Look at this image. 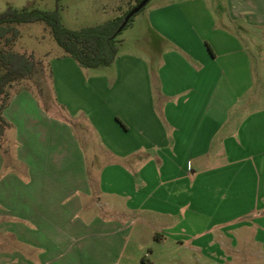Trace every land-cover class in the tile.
Wrapping results in <instances>:
<instances>
[{
  "label": "crops",
  "instance_id": "crops-1",
  "mask_svg": "<svg viewBox=\"0 0 264 264\" xmlns=\"http://www.w3.org/2000/svg\"><path fill=\"white\" fill-rule=\"evenodd\" d=\"M211 3L160 2L147 16L150 31L142 48L146 53L148 47L145 66H137L134 58L117 56L113 64L120 71L118 78L101 77L94 82L92 101L80 103L76 110L81 113L92 108L87 116L95 118L98 130L106 134L108 130L123 131L132 140L126 142L125 151L112 147L113 161L99 165L91 180L84 152L73 133L70 138H61L62 160L76 165V171L75 166L32 171V205H23L28 211L18 212L30 218L29 244L33 249L49 243L55 205L62 225L65 211L72 210L75 218L86 205L100 206L101 199L105 212L115 220L121 219L117 217L121 213L138 211L173 219L184 212L195 219L202 204L210 225L200 230L194 225L192 241L224 228L220 235L226 236L220 244L224 247L222 262L233 264L235 253L240 252L264 258V107L244 109L251 96L264 94V0H226L220 10ZM140 69L145 72L144 86L133 80ZM128 75L132 80L116 88ZM76 91L79 96V89ZM43 117L47 119L46 124L41 121L44 136L62 126L47 115ZM65 171L74 174L73 181L56 179L55 175L61 180ZM10 224L0 215L1 235L13 234L21 240ZM86 227L78 222L76 228ZM245 228L256 229L257 240L250 244L261 248L235 250L244 243L239 240L247 237L241 233L237 239L233 233ZM58 235L68 236L62 227ZM44 237L41 242L39 238ZM228 240L234 241L231 246ZM5 255L0 253V261ZM12 255L18 257L8 263L25 261L21 248Z\"/></svg>",
  "mask_w": 264,
  "mask_h": 264
},
{
  "label": "rangeland",
  "instance_id": "rangeland-1",
  "mask_svg": "<svg viewBox=\"0 0 264 264\" xmlns=\"http://www.w3.org/2000/svg\"><path fill=\"white\" fill-rule=\"evenodd\" d=\"M165 1L168 0H150L122 31L117 38L118 58H134L137 66L140 68L143 64L145 66L148 47L145 53L143 49L146 43L143 38L150 31L147 16L152 8ZM225 1L212 0L211 4L216 10H220ZM134 4L136 0L133 2L131 0H60V2L0 0V13L9 6L18 10L26 8L58 10L65 28L80 30L121 17ZM216 20L218 23L222 22L221 18ZM17 28L20 37L13 49L17 52L33 54L35 59L42 63L43 73L39 76L37 86L38 76L14 85L12 98L7 106L8 111L6 113L4 111L3 114L12 126L5 132L4 138L0 139V215L11 223V227L13 225L14 232L21 235L22 239L14 238L13 234L3 236L0 233V253L6 254L2 259L7 258V261L2 260L0 264H13L8 261L10 258L13 260V257H18L12 254L19 248L22 250L21 256L25 259L23 261L21 258L20 264H229L221 261V249L224 247H220V244L226 236L221 238L220 235L225 233L224 228L212 236L191 240L194 225H197L199 230L208 223L210 225L209 218L202 213L204 208L202 204H199L200 215L195 219L188 218L184 212L173 219L148 211H138L121 213L117 216L121 219L115 220L110 213L105 212L104 200L99 199L100 206H93L92 203L86 205L75 218L74 215L72 216V210L71 213L65 211L61 216L64 222L62 225L59 223V207L55 205L51 213L53 225L47 234L50 238L49 243L45 248L31 247L30 218L25 219L18 212L28 211V207L22 208L23 205L29 207L32 205L31 194L35 187V184H31L32 171L45 168L66 169L74 166L76 171V165H67L62 160L64 152L63 146H59L61 138H70L73 133L77 145L84 152L87 177H92V180L96 177L94 174L99 165L113 161L110 149L121 147L125 151L126 142L132 140V136H127L122 133L123 131L108 130L107 134L103 133L95 127V118H90L92 108H85L87 110L84 109L81 113L76 110L80 103L92 101L94 82L99 81L101 77L111 78V81L118 78L117 73L120 71L116 64L93 69L81 67L57 44L51 29L45 23L22 24ZM135 49L139 51L132 55ZM157 69L158 62L155 61L153 65L155 88ZM144 74L142 69L134 73V82L144 86ZM127 79L132 80L128 75V78L119 81L116 88H122ZM77 89L79 96L76 93ZM251 97L253 99L244 109L248 111L264 107V94L257 96L258 98ZM87 113L91 114L87 116ZM43 115L53 118L62 126H55L53 132L44 136L41 121L46 124L47 119ZM68 130L71 132L69 133ZM55 177L59 182L74 180V174H70L69 171L63 172L61 180H59L61 176L55 175ZM12 194L14 195L11 196ZM76 197L73 195V199ZM19 201L21 202L18 203ZM15 202L17 207L13 206ZM78 222L79 224L84 222L88 227L77 229ZM130 223L132 224L129 225ZM61 227L67 233V237H59L58 231ZM241 233L247 238L244 241L239 240L240 243H244L239 247L235 246V250L240 251L244 247L246 249L255 247L258 250L262 247L250 244L257 240L255 228H245L244 231L237 229L233 235L238 239ZM39 239L42 242V239L45 241L46 238ZM237 241L235 240V243ZM227 242L231 246L234 241ZM43 252L45 255H38ZM233 261V264H264V258L250 254L243 255L241 252L235 253Z\"/></svg>",
  "mask_w": 264,
  "mask_h": 264
},
{
  "label": "trees",
  "instance_id": "trees-1",
  "mask_svg": "<svg viewBox=\"0 0 264 264\" xmlns=\"http://www.w3.org/2000/svg\"><path fill=\"white\" fill-rule=\"evenodd\" d=\"M57 1L60 2V0ZM141 1L136 0V4L121 17L80 30L65 28L58 10L44 11L27 8L18 10L9 6L0 13V139L4 138L5 132L12 126L3 114L12 98L14 85L38 76L37 86L39 76L43 73L42 63L37 61L33 54L21 53L13 49L20 37L17 26L43 22L51 29L57 44L81 67L93 69L110 66L119 53L118 36L137 14L122 30L120 28L129 12Z\"/></svg>",
  "mask_w": 264,
  "mask_h": 264
},
{
  "label": "water",
  "instance_id": "water-1",
  "mask_svg": "<svg viewBox=\"0 0 264 264\" xmlns=\"http://www.w3.org/2000/svg\"><path fill=\"white\" fill-rule=\"evenodd\" d=\"M150 0H142L135 8H133L129 14L126 16L124 23L122 24L120 30H122L130 21V19L139 13L148 3Z\"/></svg>",
  "mask_w": 264,
  "mask_h": 264
}]
</instances>
